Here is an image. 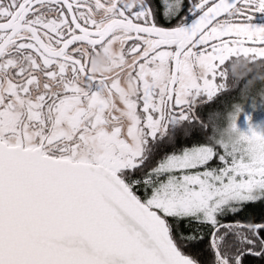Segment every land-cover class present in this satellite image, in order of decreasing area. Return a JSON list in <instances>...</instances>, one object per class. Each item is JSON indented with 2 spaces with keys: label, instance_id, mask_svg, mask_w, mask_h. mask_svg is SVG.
Segmentation results:
<instances>
[{
  "label": "snow or ice",
  "instance_id": "obj_1",
  "mask_svg": "<svg viewBox=\"0 0 264 264\" xmlns=\"http://www.w3.org/2000/svg\"><path fill=\"white\" fill-rule=\"evenodd\" d=\"M244 65L264 0H0V264H264Z\"/></svg>",
  "mask_w": 264,
  "mask_h": 264
},
{
  "label": "trees",
  "instance_id": "obj_2",
  "mask_svg": "<svg viewBox=\"0 0 264 264\" xmlns=\"http://www.w3.org/2000/svg\"><path fill=\"white\" fill-rule=\"evenodd\" d=\"M248 69H252L251 65H244L243 69L237 68L235 72V79L244 80L247 79V76L244 74ZM255 72V78L251 80V83L248 85L249 89L255 93L257 88L260 86V81L264 79V72H256L255 69H252ZM233 74L230 71L229 83L231 84L233 80ZM257 102H259V97H256Z\"/></svg>",
  "mask_w": 264,
  "mask_h": 264
},
{
  "label": "rangeland",
  "instance_id": "obj_3",
  "mask_svg": "<svg viewBox=\"0 0 264 264\" xmlns=\"http://www.w3.org/2000/svg\"><path fill=\"white\" fill-rule=\"evenodd\" d=\"M226 66H228L227 62H226ZM231 71V70H230ZM230 71H229V76H230Z\"/></svg>",
  "mask_w": 264,
  "mask_h": 264
}]
</instances>
